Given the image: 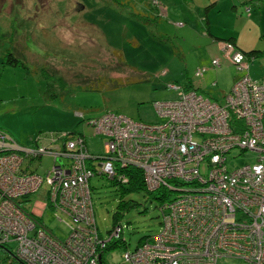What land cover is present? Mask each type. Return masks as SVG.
Listing matches in <instances>:
<instances>
[{
  "label": "built area",
  "instance_id": "built-area-1",
  "mask_svg": "<svg viewBox=\"0 0 264 264\" xmlns=\"http://www.w3.org/2000/svg\"><path fill=\"white\" fill-rule=\"evenodd\" d=\"M217 46L241 73L229 93L216 100L196 88L170 86L179 95L153 104L156 122L109 112L91 118L93 135L104 141L102 155L90 152L81 134H60L62 146L53 149L57 135L21 146L0 130V246L10 247L18 264H105L121 227L100 237L90 180H110L127 168L142 171L148 191L163 190L168 199L160 208V232L124 252L125 264H264V78L249 77L248 60L230 43ZM220 66L215 58L195 76ZM44 155L53 158L46 176L29 172ZM245 155L252 162L228 170ZM40 191L69 229L64 241L31 213L29 199Z\"/></svg>",
  "mask_w": 264,
  "mask_h": 264
},
{
  "label": "rangeland",
  "instance_id": "rangeland-1",
  "mask_svg": "<svg viewBox=\"0 0 264 264\" xmlns=\"http://www.w3.org/2000/svg\"><path fill=\"white\" fill-rule=\"evenodd\" d=\"M152 1L157 0H0V130L21 146H28L38 136L47 142L51 134H59L50 142L53 149L62 146L60 134H81L90 152L99 156L104 141L93 135L87 124L91 118L109 112L134 121L156 122L153 104L175 100L179 95L170 86L181 89L202 79L206 96L220 100L229 93L241 73L225 58L204 57L208 61L220 58L221 66L203 78L195 76L194 50L204 41L187 21L193 17L191 11L181 9L186 2L158 0L165 11L167 6L173 9L162 15V6ZM191 1L190 7L198 10L211 4L208 0ZM134 11L147 14L146 23L135 17ZM238 16L242 20L233 23L224 36L246 42L247 48L264 50L259 20ZM9 53L22 66L6 65ZM247 62L249 77L263 79L264 54ZM248 162H252L251 155L234 159L228 170ZM52 167V156L44 155L30 168L44 177ZM90 186L96 226L104 239L113 228L120 201L133 205L119 215V239L124 242L104 254L105 264H125L124 252L160 232L164 202L144 192L128 193L121 199L117 187L99 175L90 180ZM41 191L29 199L34 208L31 213L39 223L42 217L44 227L64 241L69 229L47 208V201L44 209ZM7 256L14 260L0 250V260ZM217 264L242 263L228 259Z\"/></svg>",
  "mask_w": 264,
  "mask_h": 264
},
{
  "label": "crops",
  "instance_id": "crops-1",
  "mask_svg": "<svg viewBox=\"0 0 264 264\" xmlns=\"http://www.w3.org/2000/svg\"><path fill=\"white\" fill-rule=\"evenodd\" d=\"M184 1L186 3L183 4L181 9L188 12L191 11L190 13L193 16L191 19L187 21H189L190 26L197 31V36L203 39L204 41V44H202L201 46L198 45V48L194 50L195 53L194 57H196L195 66H198L197 68L203 67V65H206V67L210 66L212 59L215 58H212L210 61L205 60L206 58L204 57L208 55L212 57L216 55L221 57L222 53L219 51L217 43L221 42L222 40L231 39L232 42L235 44V46L242 51L253 50L251 48H247L248 46L246 42L238 41L231 36H224V33L231 26H233V23L240 22L242 20V17L238 16V13L239 15L241 14L245 15L247 20H251L252 18L258 19L259 22L262 24V18L264 15L263 12L264 6H260V3H264V0H257V1L255 0L254 2H247V0H208L211 2V4L208 7L207 6L202 8L200 7L199 10L190 7L192 4L191 0H184ZM151 3L161 5V2H158V0L152 1ZM161 6L163 8L162 15H166V12L168 13V11L171 13L170 10L172 8L170 6H167V11H165L163 5ZM154 8L156 7L154 6ZM247 8H249V12H247ZM141 9H143V7H141ZM185 15L187 16V14ZM261 24H260L261 31H263L264 25ZM216 69H210V70H216ZM207 72L205 73V75L207 74ZM189 84L194 86V88L198 89V91L207 94V88L205 85V81L203 79L198 81V83L196 84H193L191 82H189ZM212 88L214 89V87ZM29 143H31V141Z\"/></svg>",
  "mask_w": 264,
  "mask_h": 264
},
{
  "label": "trees",
  "instance_id": "trees-1",
  "mask_svg": "<svg viewBox=\"0 0 264 264\" xmlns=\"http://www.w3.org/2000/svg\"><path fill=\"white\" fill-rule=\"evenodd\" d=\"M133 14H134L135 17H139L142 21H145V23H146V21L148 19V17L146 16L147 14H145L143 12H136V11H134ZM148 21H150V20H148ZM153 21L155 22L156 19H153ZM222 41L230 43L232 46H234L238 51H240L246 57L247 60L260 58L264 54V50H251V51L239 50L235 46V44L232 42L231 39L222 40ZM5 64L6 65H10L12 67L22 66L20 64L19 60L17 58L13 57V55L10 54V53L6 57ZM192 88H194V86H192L190 84H187L182 89L183 90H188V89H192ZM67 134H68L69 137H73L74 136L72 133H67ZM56 135H59V134H56ZM37 159H40V158L38 157ZM29 172L36 173L32 169H30ZM109 181L114 187H117L116 190L119 193L121 199H123V197L126 194L133 193V192H137V193L138 192H144L148 196H151L152 199L158 201L159 203L165 202L168 199V194H166V192H163V190H158V191H154V192L148 191V189L146 188V185H145L143 173L140 170L130 169V168L119 169L118 173H117V176L112 178V179H110ZM91 191H92V189H91ZM128 205L129 204H125L124 202L120 201V203L117 206V212L113 216V228L111 229V231L108 232V234H110L114 229H116L119 226V225H117L119 223V219H120L119 215L122 212L128 210L131 206H133L131 204L128 207ZM25 209H28V207L27 208L25 207ZM145 238L146 237H144L142 240H140L138 245ZM121 242H124V241L119 239L118 241L111 243L110 246L108 247V249H112V248L116 247ZM0 250L5 252V254L9 253L10 255H12L14 257V253H12V249H10V247L0 246ZM9 260H11V259L8 258V256H7L5 259H1L0 260V264H7V262ZM12 264H18V263L15 260H13Z\"/></svg>",
  "mask_w": 264,
  "mask_h": 264
}]
</instances>
